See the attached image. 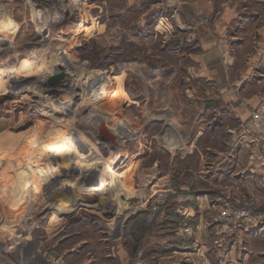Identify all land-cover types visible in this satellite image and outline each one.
I'll list each match as a JSON object with an SVG mask.
<instances>
[{
    "label": "rangeland",
    "instance_id": "374dc122",
    "mask_svg": "<svg viewBox=\"0 0 264 264\" xmlns=\"http://www.w3.org/2000/svg\"><path fill=\"white\" fill-rule=\"evenodd\" d=\"M186 3L0 0V264H70L89 250L105 264L179 262L197 230L184 221L166 258L152 254L161 241L151 231L166 207L195 201L181 187L215 191L204 219L224 253L220 213L231 198L202 175L198 155L223 150L224 130L208 127L219 100L187 73L208 21ZM159 191L167 203L147 221L144 200ZM249 191L235 200L252 205L250 227L264 203ZM252 241L245 264H264L263 240Z\"/></svg>",
    "mask_w": 264,
    "mask_h": 264
},
{
    "label": "crops",
    "instance_id": "0c3cea01",
    "mask_svg": "<svg viewBox=\"0 0 264 264\" xmlns=\"http://www.w3.org/2000/svg\"><path fill=\"white\" fill-rule=\"evenodd\" d=\"M184 1L187 2V8L194 20L208 21V24L201 25L199 29L198 46H201L199 47L202 51L199 55L191 57L192 64L189 65L187 73L190 77L209 82L219 101L210 108L214 117L212 123H208V127L211 124L210 132L213 134L224 130L221 141L223 150L209 155L208 161L198 153L203 163H200L201 173L215 184H225L218 187L233 200L240 199L242 195L252 194L249 191L250 186L259 196L261 203H264L259 166L257 163H250L246 144L240 145L237 139L227 133L229 128L247 124L252 111L261 103L260 96L264 98V0ZM167 177V174L159 176L158 183ZM180 189L182 192L185 191L186 195H192L191 198L193 197L195 201L189 203L191 200L180 199L171 209L166 207V211L158 219L161 226L158 225L155 231H151V238L161 241L156 246L161 250H154L152 254L159 256L161 252L162 258H166L165 252L173 248L174 234L177 235L184 221L190 223L189 230L191 228L197 230L194 237L197 241L187 244L188 247L179 252L172 251L178 252V256L182 258L180 261L184 263L189 261L194 263L196 259L199 261L197 264H210L208 257L213 254L215 260L218 256L224 255V264H245L250 254L248 248L252 240L260 239L264 242V214L257 211L258 218L256 217L255 224L250 227L249 224L243 225L236 235L226 239L224 253H218L217 251L221 250H216L212 229L208 220L204 219L205 214L211 218V214L214 213L212 209L215 206L212 204L217 202L215 191H204L199 188L189 191L185 187ZM136 217H131L128 222ZM169 223L177 225L171 233L164 231ZM93 247L99 250V245L95 244ZM89 252L91 251L89 250L86 255L73 254L70 264H105L97 257L92 258V261L87 260ZM175 256L173 254V257L169 258ZM175 260L178 259H173L171 263L166 259L165 264L180 263Z\"/></svg>",
    "mask_w": 264,
    "mask_h": 264
},
{
    "label": "built area",
    "instance_id": "2783aa9c",
    "mask_svg": "<svg viewBox=\"0 0 264 264\" xmlns=\"http://www.w3.org/2000/svg\"><path fill=\"white\" fill-rule=\"evenodd\" d=\"M227 133L237 139L240 145L246 144L250 163H257L259 166L261 188L264 191V101L252 111L247 124L229 128ZM167 199V194L159 191L153 196L150 195L146 202L144 200L145 208L151 206L147 210V221L155 218L167 203ZM238 204L239 202L228 199L221 208L220 219L222 225H220V232L224 240L239 232L243 225L250 224L254 220L250 215L252 214V205L247 204L238 208Z\"/></svg>",
    "mask_w": 264,
    "mask_h": 264
},
{
    "label": "bare ground",
    "instance_id": "6f19581e",
    "mask_svg": "<svg viewBox=\"0 0 264 264\" xmlns=\"http://www.w3.org/2000/svg\"><path fill=\"white\" fill-rule=\"evenodd\" d=\"M81 95H82V94H81ZM102 189H104V187H102V186H101L100 188L97 189L99 192L97 191L96 193H94V195H95V194H98V195H95V198L98 197L99 195H101L100 192H101ZM78 207H79V206H78Z\"/></svg>",
    "mask_w": 264,
    "mask_h": 264
},
{
    "label": "water",
    "instance_id": "95a60500",
    "mask_svg": "<svg viewBox=\"0 0 264 264\" xmlns=\"http://www.w3.org/2000/svg\"><path fill=\"white\" fill-rule=\"evenodd\" d=\"M87 203H90V201H89V202H87Z\"/></svg>",
    "mask_w": 264,
    "mask_h": 264
}]
</instances>
